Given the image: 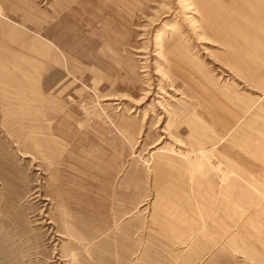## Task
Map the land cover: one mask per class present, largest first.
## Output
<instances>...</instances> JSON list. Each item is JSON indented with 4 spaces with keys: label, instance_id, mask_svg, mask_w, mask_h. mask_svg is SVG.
Segmentation results:
<instances>
[{
    "label": "rangeland",
    "instance_id": "rangeland-1",
    "mask_svg": "<svg viewBox=\"0 0 264 264\" xmlns=\"http://www.w3.org/2000/svg\"><path fill=\"white\" fill-rule=\"evenodd\" d=\"M35 5L0 0V264H264V0Z\"/></svg>",
    "mask_w": 264,
    "mask_h": 264
},
{
    "label": "crops",
    "instance_id": "crops-1",
    "mask_svg": "<svg viewBox=\"0 0 264 264\" xmlns=\"http://www.w3.org/2000/svg\"><path fill=\"white\" fill-rule=\"evenodd\" d=\"M34 7L37 10H39L38 5H35V0H3V14L7 15V18H11V20L9 19V22L7 23V25H9V27H11L12 29H17V27H19V31H20L21 25L22 26L23 24L25 25L28 21H21L22 17L20 16H19L20 21H16L14 17H18L17 15L20 14L21 12H23V14H27L29 10H32ZM260 24L261 26H263L262 22ZM256 41L257 40L255 41H252L250 39L247 40L248 44L253 45V46H255ZM257 44H258V41H257ZM257 44H256V47L254 48V52L251 54L253 58H256L257 52L255 49L257 48ZM259 44H261L260 41H259ZM234 64L240 67L242 66L241 64H238L237 62H235ZM245 72L249 74L250 76H252V70H245Z\"/></svg>",
    "mask_w": 264,
    "mask_h": 264
}]
</instances>
